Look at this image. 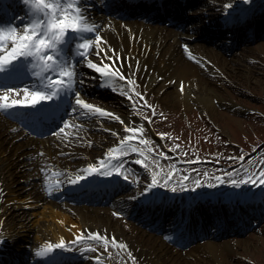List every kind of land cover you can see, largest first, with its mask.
<instances>
[{"label":"bare ground","instance_id":"bare-ground-1","mask_svg":"<svg viewBox=\"0 0 264 264\" xmlns=\"http://www.w3.org/2000/svg\"><path fill=\"white\" fill-rule=\"evenodd\" d=\"M221 1L84 0L83 7L89 22L99 26V33L107 46L117 50L121 61L126 59L134 70L139 61V69L134 77L136 83L129 85L133 88L130 91L125 82L118 79L106 80L88 68L86 63H78L77 74L87 78L89 82L83 87L76 83L75 90L86 103L119 116L125 124L143 121L147 115L148 111L135 94L139 90H147L148 94L155 96L153 100L158 99L166 110L188 109L194 105L201 111L214 115L215 101L231 109L235 104L223 97L222 88L215 80L225 77L231 81H250V72L253 70L245 63L247 56L244 52L254 49L247 44L256 40H260L257 49H264V31L258 33L253 29L257 24L264 26V4L256 5V0H236L235 3L223 0L226 1L225 5L232 4L225 10L227 14L220 18H217L218 14L210 17L214 9L220 8ZM196 4H200L202 8L194 13L190 12L191 16L186 17L181 11L185 6L193 7ZM238 13L242 15L238 16L240 18L236 17ZM194 15L208 18L207 28L202 27L206 31L204 35L201 27L202 30L197 29V25L187 24ZM0 21V26L5 28H23L28 22L27 7L22 0H0ZM220 36L227 37V42L216 45L214 40ZM73 44L74 49L68 51L72 52L74 61H77L81 58L75 56V42ZM94 49L95 41H92V50ZM237 50L240 51L238 55ZM88 59L97 62L95 56H89ZM124 71L128 73L127 67ZM172 81L175 83H171ZM94 82H97L96 86ZM181 82L184 85L183 91L180 89ZM20 84H24V87L13 88L31 90L33 85L38 86L39 81L29 72L25 81ZM0 85L10 83L0 82ZM94 87L101 92H97ZM5 89L0 88V95H3ZM125 91L131 95V101L121 94ZM90 94L98 98L93 99ZM23 96V92L19 96L13 93L10 94V99H23ZM64 99L68 101L57 108L60 110L58 122L42 136L34 135L19 118L10 116V112L18 113V117L24 114L29 116L31 112H27L26 108L31 105L17 106L8 111L0 110V255L8 257L13 254L10 260L0 264H10L9 261L15 264H32L30 260H22L24 253L28 252L35 255L42 264H97V256L103 264H109L103 252L99 251L105 250L104 243L91 245L97 250L88 251V246L78 241L80 237H85V233L115 237L128 245L141 264H209V261L198 255L196 248L208 252V257L214 262H225L223 252H233L230 241H225L223 247H218L216 242L210 240L181 251L176 246H171L168 240H174L175 245H184L202 236L214 238L231 234L244 220V216H239L238 206L242 204L237 203L238 200H233L236 204H233L232 209L229 206L232 204L231 200L223 201L218 197L208 199L202 195L185 198L179 193L171 195L166 191L154 193L145 186L136 189V205L128 208L121 203L123 199H129L125 192L130 187L126 179L117 180L110 176L116 185L108 184V177L104 176L95 177L92 185L97 184L94 186L89 183L68 182L69 175L74 176L79 169L98 164L108 148L118 143L114 136L90 137L89 133L93 128L110 135L111 131L104 130L120 132L121 136L127 133L123 132L125 125L111 118L89 114L75 117L70 109L71 103H75L72 94H66ZM154 110L158 114L160 108ZM233 110L236 111V107ZM74 120L84 125L83 130L78 133L85 138L84 142H80L81 149L77 146L78 140L71 136L56 135L65 122ZM65 131L75 130L69 128ZM198 132L199 127L192 131L193 134ZM89 140L92 142L91 147L87 144ZM124 149L128 151V148ZM41 153L44 155H40ZM74 155L80 156L81 160L72 158ZM122 172H126L125 168ZM127 176L132 180L131 172ZM171 181V187H179L176 180ZM263 196L264 193H258L249 197V203L257 206ZM100 197L109 199L106 203H110L112 208L97 209L90 206L92 200ZM77 201L78 203H73ZM176 201H183L186 207L180 204L177 211L174 210L173 203ZM205 203L215 206L206 208ZM251 212L252 214H248L256 215L261 213V209L255 208ZM129 214L137 215L136 223L128 220ZM179 215H182L181 218ZM152 220L157 222L155 228L150 226ZM164 221L174 222L167 225L171 235H165L162 233L163 228L159 229ZM235 223L238 225L233 226ZM185 226L190 230L181 229ZM177 229L183 233L176 234ZM61 240L64 241L63 248L47 249L46 245L58 244ZM65 245H69L72 250H65ZM119 251L127 256L124 250ZM38 252L43 255H37Z\"/></svg>","mask_w":264,"mask_h":264},{"label":"rangeland","instance_id":"rangeland-1","mask_svg":"<svg viewBox=\"0 0 264 264\" xmlns=\"http://www.w3.org/2000/svg\"><path fill=\"white\" fill-rule=\"evenodd\" d=\"M235 1L236 0H232V3H235ZM225 2L226 1L222 0L220 2V8L216 10L214 9L210 17L218 14L217 18H220L223 12L228 9ZM255 2L256 5L258 3L264 4V0H256ZM201 8L202 6L200 4H196L193 7H185L184 12L187 16H191L190 12L194 13ZM194 16L195 17L187 21L188 25H197L199 27L197 29H201L202 27L207 28V17ZM260 25L257 24L255 27L259 26V28L253 29H257V31L263 29L264 31V26L262 24ZM204 28H202L203 30L201 29L203 35L206 33ZM259 41L260 40H256L254 43H248L247 45L253 46L254 49H249L244 52L246 54L245 56H247L245 58V63L253 70L250 72V81H231L225 77H220L221 79L217 80L214 78L216 84L222 88L221 94L223 97L235 104L231 109L221 106L215 101L216 109L214 115H209L194 105L188 109L177 108L166 110L162 108V103L158 99L155 101L153 100L155 96L148 94L147 90L137 91L136 93L140 94V96H138L140 103L143 104L145 110L148 112L143 121L139 120L134 124L142 128V131L136 134L137 139L123 146V148H128L129 153L123 158L125 161L126 172L122 174L123 176L112 175L117 180H124V177H127L126 180L130 187L128 186L129 189L125 192L129 195V199L125 198L121 202L126 207L136 205V189L145 186L148 188V185L152 182L153 174H155L156 180L159 184H163L166 179L168 180V184L165 187H153L152 190L154 193L164 191L171 195L179 193L185 196V198L197 195H202L208 199L218 197L223 201L231 200L232 204L227 202L231 208L233 204H236L235 201H233L235 199L238 200L237 203L242 204L241 206H238V210H240L239 213L241 212L245 214L246 212L247 214L248 212L249 214H252L251 210H254L255 208L261 209V213L256 215L248 214L247 219L246 216L242 217L244 218L242 225L237 230H233L234 232H237L236 234L232 231L231 234H222L221 236H216L214 238L202 236L193 239L191 242L184 245H175L176 243L174 240H168L171 246H176L175 248L180 249L181 251L189 250L199 243H206L210 240L216 242L218 247H223L225 241H230L233 252H228L226 250L223 252L225 262L222 264H226V260H228V264H264V198L257 206L249 203V197L258 193H264V185L253 186L248 184L243 185L241 188H235L228 183L230 179L239 180L242 177L247 178L244 169H248V173L250 174H258L259 169L264 167L259 164V160L264 158V49H257ZM222 42H227V37L220 36L219 39H215L216 45L223 44ZM69 49L73 50V46L71 45ZM239 52L240 51L237 50V55ZM69 54L70 51L68 52V55ZM229 54H231V52ZM77 81V84L79 83V86L81 87L89 82L87 78L81 76H77ZM94 85L96 86L97 82H94ZM94 88L96 89V87ZM129 89L130 91H133V88L130 86ZM96 90L97 92H101L98 89ZM89 96L93 99L98 98L93 94H90ZM140 97H143V99ZM147 97H149L150 100L147 99ZM108 100L111 101L110 99ZM145 101L147 103H145ZM99 102L102 104L100 100ZM102 105L104 106V104ZM157 107L160 108V111L158 114L153 115V109ZM233 107H236L238 111H234ZM149 121H151V123H149ZM196 127H199V132L193 134L192 131ZM161 134H164V138H161ZM89 135L90 137L102 135L106 138L112 136L110 134L101 133V131L96 130V128H93ZM140 140H147V146L141 144L139 142ZM77 143L79 144L77 145L78 148L81 149L82 143H80L79 140ZM103 145H105V143ZM103 145H101L100 148H102ZM117 145L118 143L113 147H116ZM131 147L143 150L144 155L141 156L139 152H132ZM120 153L121 149L120 147H117L114 155L117 156ZM161 153L164 155L161 156ZM241 156L244 157L243 161L239 159H229L230 157ZM72 158L75 160H81L80 156L77 157L76 155ZM105 158L106 155L102 159ZM137 159H140L142 163H135V160ZM249 159H253L254 162L252 164L247 163ZM154 161H159V163H154ZM144 165H147V169ZM128 172L132 173V180L135 182L127 176ZM226 172H232V176H226ZM169 174H171V179H168ZM185 176L188 177L187 180H184ZM109 177L108 184L116 185V182H113L114 180ZM216 177H220L225 182L219 183ZM172 179L176 180L179 184L183 181L184 187L188 190H181L179 185L175 192L171 191L172 187L170 184ZM196 180H200L205 186L196 188L195 191H192L191 189L195 187L194 181ZM209 183L216 184L217 186L214 188L207 187V184ZM92 184L93 182L89 183L91 186H94L97 183L94 185ZM73 203L76 204L78 202ZM180 204L182 206L185 205L183 201H176L173 203V209L177 210ZM90 206L97 209L112 208L110 203L92 202L90 203ZM214 206V204L205 203L206 208H212ZM184 207H186V205ZM129 216L128 220L130 222H137L135 221L138 220L136 219L137 215L131 216L129 214ZM166 222L167 221H164L163 223V225L166 226L159 225V229L163 228V234L171 235L172 232L167 226L169 224ZM156 224V220H152L150 226L155 228L154 226H156ZM236 224L238 225V223H235L233 226ZM181 229L187 231L190 230L186 226ZM178 233L183 232L178 229L176 230V234ZM160 236L162 237L163 235L161 234ZM181 236L182 234H180V237ZM78 241L88 246V251H93L92 249H95L96 251L97 248H94L91 245L99 244L95 240L87 239L86 237H80ZM231 242L233 244H231ZM76 245H78V243ZM14 249H17V247ZM64 249L72 250L69 249V245H65ZM196 249L198 255L209 261V264H221V262L212 261L208 257V252L199 251L203 249ZM119 250L120 249L117 247H113L109 241L107 252L105 250L99 251L103 252V256L109 260V264H129L132 262L128 256H124ZM127 251H131L129 247L127 248ZM127 251L124 250V253L127 254ZM22 255L23 254H21V256ZM24 255L22 256V260L24 261L30 260L32 261V264L41 263L35 255H32L29 252L28 254L24 253ZM11 256H13V254ZM133 256L136 258V264H141L134 254ZM12 264L15 263L13 262ZM21 264L28 263L24 262Z\"/></svg>","mask_w":264,"mask_h":264},{"label":"snow or ice","instance_id":"snow-or-ice-1","mask_svg":"<svg viewBox=\"0 0 264 264\" xmlns=\"http://www.w3.org/2000/svg\"><path fill=\"white\" fill-rule=\"evenodd\" d=\"M84 0H22V3L28 10V22L24 24L23 28L0 26V74L15 79L23 80L29 72L35 77L39 84L33 85L31 90L15 89L8 87L4 90L3 95H0V110L8 111L17 106L31 105L37 113H44L49 111L50 105L55 103L62 95L71 93L75 103H71V112L75 117L84 114L98 115L100 118H111L125 125L123 132L127 135L121 136L120 132L111 131V135L116 137L118 145L109 148L106 153V158L99 161L98 164H92L84 169H79L74 176H68V182L72 184L77 183H91L98 176L109 177L113 174L120 176L123 174L122 170L125 168V161L123 156L129 153L123 146L137 139L136 134L142 131L132 123L125 124V121L113 113H109L99 107H95L91 103H86L79 93L75 90L74 85L77 81L76 65L78 63H86L87 67L98 73L101 77L109 81L118 79L125 82L126 85H134L136 82L134 77L136 71L139 69V61L136 63V69H133L131 64H127L126 59L121 61V57L117 50L108 47L107 42L101 37L99 33V26L90 23L86 15V9L83 7ZM231 7V5H226ZM88 34H92L89 36ZM7 41V43H5ZM92 41H95V49L92 50ZM75 42V56L81 59L74 62L73 58L68 55L70 46ZM11 47H8V45ZM89 56H95L97 62L88 59ZM200 63L199 61H197ZM127 67L128 73L124 69ZM171 83H175L172 81ZM183 82L180 83V89L183 91ZM20 92L24 93L23 99L11 98L10 94L19 96ZM131 100V95L126 91L122 92ZM140 96L139 93H136ZM143 99V97H140ZM50 101L51 103H43ZM145 103H147L145 101ZM39 105V107H36ZM151 107V106H149ZM153 115L155 110L153 109ZM151 123V121H149ZM74 129V132H66V129ZM84 128L83 123L65 122L64 127L60 129L56 135L64 134L66 137L71 136L74 140L84 142L85 138L79 136L78 133ZM164 138V134H161ZM141 144L147 146V140H140ZM89 147L92 142L87 141ZM120 147L121 154L114 155ZM178 147V146H177ZM132 152H139L141 156L144 155L143 150L136 147H131ZM40 155H44L41 153ZM161 156L164 154L161 153ZM229 159H239L243 161L244 157H230ZM253 159H249L247 163L252 164ZM135 163L141 164L140 159L135 160ZM159 163V161H154ZM259 164L264 166V158L259 160ZM147 169V165H144ZM247 178H240L239 180L230 179V183L235 188H241L243 185L251 184L253 186L264 185V167H261L258 174L248 173V169H244ZM226 176L231 177L232 172H226ZM91 178V179H90ZM127 179V177H124ZM171 179V174L169 178ZM188 177L185 176L184 180ZM219 183H224L220 177H216ZM168 184L166 179L163 184H159L153 174L152 182L148 185L150 191L153 187H165ZM196 188L204 187L200 180L194 181ZM216 184H207V187L214 188ZM181 190H188L184 187L183 181L180 182ZM171 191L175 192L176 188L172 187ZM87 239L95 240L97 243L104 242V248L107 252L109 241L113 247L127 251L128 246L119 242L115 237L109 238L100 233H85ZM47 249L50 251L53 248H63L64 241L61 240L58 244H48ZM95 251V249H92ZM37 255H43L38 252ZM128 258L132 264H136V258L131 251H127ZM110 258V254H109ZM49 259H52L49 256ZM97 264H103L100 257L97 256Z\"/></svg>","mask_w":264,"mask_h":264}]
</instances>
